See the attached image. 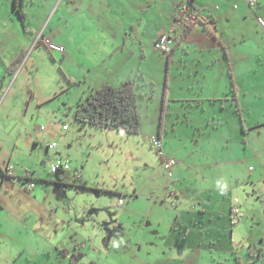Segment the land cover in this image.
<instances>
[{"label":"rangeland","instance_id":"obj_1","mask_svg":"<svg viewBox=\"0 0 264 264\" xmlns=\"http://www.w3.org/2000/svg\"><path fill=\"white\" fill-rule=\"evenodd\" d=\"M32 1L28 12L36 14L33 19L41 26L40 17L48 3ZM66 3L68 0L53 2L43 27L56 39L74 32L81 39L82 50L70 55L52 52L42 44V50H28L22 55L18 70L7 73L6 59L14 54L11 51L14 45L7 47L5 41H11L6 34L21 37L24 29L18 15L12 13L13 0H0L4 53L0 52V81H13L15 96L6 101L8 114L0 120V152H14L16 170L33 171L35 194L70 221L73 233H77L74 238L84 243L85 257L79 264L137 263L143 252L140 246L143 236L146 238L158 227L159 215L155 212L160 210L158 203L164 201L162 208L173 209L165 200L176 192L179 180L174 183L173 178L179 172L194 182L197 176L204 175L232 185L233 196L242 202L241 215L232 219L239 241L237 250L244 251L242 263L264 264V107L260 105L264 104V33L254 21L264 20L259 5L251 11L255 18L250 14L246 22L243 21L248 16L229 21L224 26H230L227 28L230 30L218 38L212 36L203 22H197L168 59V54L156 49L150 41L151 33L139 37L132 26L124 28L122 19H118L123 13L121 0L109 32L104 3L95 9L86 1L82 15ZM150 4V13L158 9V15L164 8L162 0H150ZM69 8L73 16L70 21ZM105 32L110 37H100ZM121 37L119 46H124V38L127 46L117 55L123 53L130 64L123 69L122 76L124 80L134 79L137 84L141 119L136 134L99 129L75 118L82 96L100 87V83L88 87L87 82H82L68 88L70 75L78 81H96L92 79V62L102 56L99 53L105 40L117 43ZM220 40L227 46L229 59ZM230 65L237 87H245L246 92L254 90L257 78L263 81L257 107L252 103L255 94L249 92L239 98L248 107L238 110ZM165 90L167 103L162 116ZM32 94L35 97L29 106L27 101ZM43 96H48L45 102L37 103L35 98ZM160 126L165 157L178 161L173 177L164 169L162 157L151 143L153 137L159 139ZM54 143L56 147L48 151L47 147ZM58 159H66L70 168L51 172V164ZM255 176L258 177L251 179ZM60 177L62 184L57 182ZM119 198L123 199L122 205ZM152 199L157 204L153 205ZM167 211L164 209L162 213ZM10 222L6 221L8 226ZM11 225L6 227L8 238L0 245V264H71V255L64 258L61 249L51 246L40 233L17 222ZM162 225H167L165 220ZM250 248L255 249L254 255L249 254ZM233 256L237 259V255Z\"/></svg>","mask_w":264,"mask_h":264},{"label":"crops","instance_id":"obj_2","mask_svg":"<svg viewBox=\"0 0 264 264\" xmlns=\"http://www.w3.org/2000/svg\"><path fill=\"white\" fill-rule=\"evenodd\" d=\"M45 1L48 3V8L45 10L43 9L40 17V23H42V25L40 26L37 25L36 21L33 19V15L36 14L28 12L29 5L33 4L32 0H13L12 13L14 16L18 15L21 20L24 33L21 37H19V35L18 37H15V35H11L9 32L6 34L7 40L11 41H5L7 47L12 44L14 45L11 49L14 54L11 55L9 59H6V72L7 66L18 57H21V55L26 54L28 50H36L37 48L42 50L41 46L43 43L34 45L40 34L50 38L55 43L63 45L64 50L60 52H68V54L73 55L78 54L79 51L82 50L81 47L83 46H80L82 44V42H80V37L77 38V35L72 31L68 32V34L61 39L51 38L50 33L47 34L45 32L43 23L45 22V17L49 14L51 5L55 0ZM86 1H88L92 8L95 9L98 5L104 3L103 8L107 9L109 16L107 19V31L109 32L111 29V23H115V18L113 19L112 16L117 17L115 9L117 7L118 0H68V3L66 4H69V7L72 6V10L75 13L82 15L83 5ZM162 1H164V8H162L161 13L157 15L156 11L158 9H155L153 13H150L152 7L150 0H121L123 13L122 17L119 15L118 19H122L124 28L129 29V27L132 26L133 29L136 30L139 37H148L149 33H151L150 41L153 42L160 29H170L176 24L178 20L179 6L192 1L195 6L201 8L200 13L212 15V21L210 20L207 23V28L214 33L212 36L218 38L219 34L222 36L230 30L227 29L230 26L227 28L224 26L229 21L232 22L238 20V18H246L248 16L247 19L243 21L246 22L249 20L250 14L251 18H255L251 11H255L257 7L255 6L254 9L250 8L248 0ZM214 1L218 3L219 7L214 6ZM237 3L240 6H237ZM15 5H17L18 8H21L24 12V20H22L17 8H15ZM258 5L264 12V0H258ZM5 8L9 9L7 6ZM71 14L72 11L69 8L68 21H70L73 17ZM10 17L14 18L11 16V13ZM254 21L259 26L261 32L264 33V27L261 23H258L255 19ZM194 25L177 26V29L173 34V41L171 42V51H174L176 47L192 33ZM187 30L188 33L184 36ZM108 32L100 34V37H104L105 35L109 36ZM122 37L126 38V36ZM122 37L117 43L113 41L108 42V40L104 41L105 45L101 47L99 53L102 56L100 58L97 57V61H94L91 64L94 71L92 79H96V81H78L74 78V75H70L68 88L72 85H79L82 82H87L88 87H92L91 85L94 82L100 83L99 85L106 82L117 85L120 82L116 83L113 79H119L121 82L126 79L122 75H124L123 69L130 67L128 58L125 57L123 53L117 55L119 51L124 52V49L127 46L125 38L123 40L124 46H119L122 42ZM1 42L2 40L0 39V52L4 54ZM220 43L225 57L229 59L227 46L222 40H220ZM262 51L264 52V47ZM23 59L24 58H22L20 63ZM20 63L18 64V68ZM229 68H231L232 71L231 65ZM87 78L88 75L86 76V79ZM262 82L263 81H260L257 78V81H254L253 83L254 90L248 89L247 92L245 91V87L239 85L237 87L236 85L237 99L235 98V92L233 91L234 99L237 100L241 109H245V107L248 106H246V103L244 104L245 100L243 101L239 98H243V95L241 94H247L249 92L255 94L256 97H254L252 103L254 104V107L258 106L259 102L257 101V97H260L258 92L261 91V88L263 87V85H261ZM13 85V81H0V98H2L0 99V120L2 116L8 114L6 109L9 107L5 104L6 101L12 98L15 99V96L12 95L14 91L12 88ZM62 87L65 88L64 85ZM3 89H6V91L4 92ZM92 89L95 90V88ZM86 90L84 91L87 92ZM94 90H89L87 94ZM87 94H84L81 100H83ZM238 94L241 96H238ZM34 97V94L30 95L27 105L30 106L32 102L31 100L34 99ZM47 97L48 96H43L41 98L37 97L35 100L37 103H43L45 102L44 99ZM260 105L261 107H264V104L262 105L261 102ZM158 134L162 136L161 129H159ZM30 142L31 138H28V144ZM50 149H52V147L49 145L47 150L49 151ZM13 153L10 152L8 154H1L0 152V245L2 241L4 242V240L8 238L9 232H7L6 227L12 226L11 224H15L17 222L21 225L29 227L38 234L40 233L41 236L47 238L51 246H54L58 250H66V252L63 253V257L66 259H69L70 255H72L74 251L79 250L84 252V243H81L80 239L74 238L77 233H73L70 221L64 216H61L58 213V210L49 205L44 198H40L37 194H35L37 185H35L32 189H28V183L34 181L36 177L34 176L33 171H30L27 168H24L22 173H20L19 170H16L17 164L13 161V157L15 155V153ZM9 164L14 165L13 170H7V166ZM177 171L179 172L180 169ZM173 175L171 177H173ZM257 177L258 176H255L251 179ZM61 179L62 182H58V184L63 183V178ZM176 179L179 180L175 186L176 192H173L170 195V199L165 200L173 206V209H168L170 207L167 206H163L162 208L164 201L162 203H158L157 207L160 210L155 211L156 214L159 215L158 227H156L154 233H150L149 236L145 235L147 236L146 238L143 236L140 243V246L142 247L141 251L143 252L139 257L141 259H139L135 264H243L242 261L244 260V251H240L239 249L237 250L239 241L237 240V230L233 225L235 224V221L232 220L233 218L231 213L234 197L232 185L225 184L224 179L216 177L210 180L204 175L202 177L197 176L195 183L192 179L186 180L184 175L180 174V172L178 176L173 178L174 183H176ZM190 181L192 182L191 184L188 183ZM226 202L229 203V206L225 205ZM152 204H157V200L154 199ZM241 204L242 202L240 200V205ZM164 209H167L168 211L166 213H162V210ZM148 216L150 217V213ZM7 220L11 221L9 226L6 223ZM164 220L165 224H167L165 227L162 225ZM154 234L156 235L151 236ZM233 254L237 255V259L239 260L235 259Z\"/></svg>","mask_w":264,"mask_h":264},{"label":"trees","instance_id":"obj_3","mask_svg":"<svg viewBox=\"0 0 264 264\" xmlns=\"http://www.w3.org/2000/svg\"><path fill=\"white\" fill-rule=\"evenodd\" d=\"M188 4L192 9L201 12V8L195 6L192 1ZM256 6H258V4ZM15 8H17L22 20H24L25 16L22 9L18 8L17 5H15ZM208 16L212 21V15L208 14ZM204 26L207 28V23H204ZM207 30L214 35L210 29L207 28ZM187 33L188 30L184 36H186ZM171 52L167 53L168 59L170 58ZM21 60L22 55L7 66V72H15ZM229 73L231 75L232 88L235 92V98L237 99V87L232 76L231 68H229ZM141 77H143V75H141ZM166 103L167 93L165 90L163 95L162 116L165 112ZM237 108L239 111L241 110L238 102ZM75 118L82 124H89L100 129H113L128 134L138 133L140 129L141 116L138 110V91L136 81L134 79H127L117 85L108 82L103 83L100 87L87 94L83 100H80L77 108L75 109ZM159 138H161V135H159ZM57 182H62V179L59 178ZM254 250V248H250L248 251L249 254L254 255ZM61 252L65 253L66 250H61ZM261 254L262 252H260V256ZM83 256V252L79 250L74 251L71 256V264H79Z\"/></svg>","mask_w":264,"mask_h":264},{"label":"built area","instance_id":"obj_4","mask_svg":"<svg viewBox=\"0 0 264 264\" xmlns=\"http://www.w3.org/2000/svg\"><path fill=\"white\" fill-rule=\"evenodd\" d=\"M248 4L251 8L254 9V7L258 4V0H248ZM261 25L264 27V20L259 19ZM203 22L208 23L210 21V18L207 14L200 13L196 11L195 9H192L188 3H184L179 6L178 8V20L176 24L171 27L170 29H160L157 32V35L155 36L153 40V45L156 49L162 52H170L171 51V42L173 41V34L177 29V26H191L196 24L197 22ZM38 43H43L47 46V48L51 51H62L64 50V46L60 45L58 43H55L50 38L45 37L44 35L40 34L39 37H37V40L35 41L34 45H38ZM4 92L6 89H3ZM2 99V98H0ZM66 128V126H64ZM152 145L157 148L159 154L162 157V164L166 171H168L169 175H173V168L177 165L178 161L174 157H165L163 148H162V140L161 138L153 137L151 141ZM50 147L55 148L56 144H50ZM70 165L67 160H61L58 159L55 162L51 164L50 171L51 172H57L59 169L67 170L69 169ZM14 165L9 164L7 166V170H13ZM36 183L34 181H31L28 183V189L34 188ZM119 205H122L123 199H119ZM232 218H238L241 214V208H240V198L234 197L233 198V205H232Z\"/></svg>","mask_w":264,"mask_h":264},{"label":"flooded vegetation","instance_id":"obj_5","mask_svg":"<svg viewBox=\"0 0 264 264\" xmlns=\"http://www.w3.org/2000/svg\"><path fill=\"white\" fill-rule=\"evenodd\" d=\"M72 256V255H71ZM70 263H71V258H70Z\"/></svg>","mask_w":264,"mask_h":264}]
</instances>
